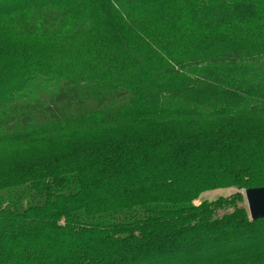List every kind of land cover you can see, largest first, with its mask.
<instances>
[{
  "label": "trees",
  "instance_id": "trees-1",
  "mask_svg": "<svg viewBox=\"0 0 264 264\" xmlns=\"http://www.w3.org/2000/svg\"><path fill=\"white\" fill-rule=\"evenodd\" d=\"M264 0H0V264H264Z\"/></svg>",
  "mask_w": 264,
  "mask_h": 264
},
{
  "label": "water",
  "instance_id": "water-1",
  "mask_svg": "<svg viewBox=\"0 0 264 264\" xmlns=\"http://www.w3.org/2000/svg\"><path fill=\"white\" fill-rule=\"evenodd\" d=\"M251 221L264 218V187L247 189L244 192Z\"/></svg>",
  "mask_w": 264,
  "mask_h": 264
},
{
  "label": "rangeland",
  "instance_id": "rangeland-1",
  "mask_svg": "<svg viewBox=\"0 0 264 264\" xmlns=\"http://www.w3.org/2000/svg\"><path fill=\"white\" fill-rule=\"evenodd\" d=\"M244 192H245L244 190H241V189L239 190L234 187L209 190V191L202 193L196 200H194L193 203L196 207H199L204 203L215 202L218 199L228 198V197L234 196L235 194H242L244 196ZM244 199H245V196H244ZM243 205H246V201H245V204L242 203V206Z\"/></svg>",
  "mask_w": 264,
  "mask_h": 264
}]
</instances>
